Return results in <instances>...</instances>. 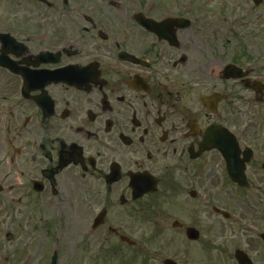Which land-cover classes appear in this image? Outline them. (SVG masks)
<instances>
[{
    "label": "flooded vegetation",
    "instance_id": "af4514ba",
    "mask_svg": "<svg viewBox=\"0 0 264 264\" xmlns=\"http://www.w3.org/2000/svg\"><path fill=\"white\" fill-rule=\"evenodd\" d=\"M1 1L0 264H52L63 230L107 259L162 208L225 234V196L264 232V72L225 80L222 20L191 0ZM211 124L234 130L245 185Z\"/></svg>",
    "mask_w": 264,
    "mask_h": 264
},
{
    "label": "rangeland",
    "instance_id": "374dc122",
    "mask_svg": "<svg viewBox=\"0 0 264 264\" xmlns=\"http://www.w3.org/2000/svg\"><path fill=\"white\" fill-rule=\"evenodd\" d=\"M5 0V5L34 7L31 0ZM107 0H67L68 6H87L88 3L100 6L105 5ZM119 1V0H111ZM217 0H193L196 4L208 3V8L216 6ZM0 5L2 1L0 0ZM264 0L260 7L254 8L249 0H225V62L230 61L232 56L245 52L264 56V33L252 31L250 26L264 27ZM260 27V28H261ZM241 35H235L239 32ZM257 48V51H253ZM259 49V50H258ZM233 124H237L238 117L235 119L230 116ZM231 197L225 196V212L230 215L229 221H225V234L219 228V223H212V231L200 227V240L197 243H189L179 232L171 229L174 219L173 210L168 213H160L157 218H148L146 222L135 219L130 238L135 241L134 248L121 249L114 255L110 264H160L164 257L173 258L179 264H236L233 258L234 249L241 248L246 251L253 264H264V246L258 240L257 235L262 231L259 223H253L248 219L241 221L242 212H248L250 208L238 205V202H229ZM175 210V207H172ZM249 213V212H248ZM166 214V217L163 215ZM253 214V213H252ZM177 217V218H176ZM189 223V222H187ZM202 226V224H199ZM59 244L55 248L59 259L66 261L65 264L91 263L94 254L87 252L82 254L79 249H74L78 244V238L71 233L61 231L58 235ZM76 242L75 244H72ZM259 244V245H258ZM225 246V252H224ZM145 254V255H144ZM148 256L150 261H145ZM157 257L153 259L152 257ZM60 261V260H59ZM122 262V263H121Z\"/></svg>",
    "mask_w": 264,
    "mask_h": 264
},
{
    "label": "water",
    "instance_id": "95a60500",
    "mask_svg": "<svg viewBox=\"0 0 264 264\" xmlns=\"http://www.w3.org/2000/svg\"><path fill=\"white\" fill-rule=\"evenodd\" d=\"M254 2L259 3L260 0H254ZM218 132L219 134L225 135L226 137L225 140H222L225 146L224 147L221 146L220 148L225 153V158L227 159V162H228V171L230 175L233 176V179L234 178L237 179V176L239 173V167L235 163H232L237 158V152H236L235 145L232 143L233 142L232 139H227L229 138L227 132H223V131H218ZM229 142H231L230 144H233V145L230 146ZM227 143L229 146L227 145ZM187 235H188V238L190 239H195L197 237V234L192 231H188ZM237 259L239 260L241 264L244 263L240 257H237ZM165 264H168V263L165 262Z\"/></svg>",
    "mask_w": 264,
    "mask_h": 264
}]
</instances>
